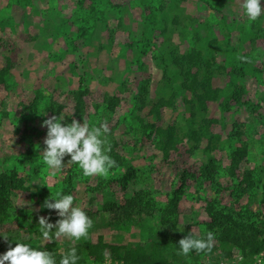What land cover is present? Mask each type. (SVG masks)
<instances>
[{
    "label": "rangeland",
    "instance_id": "374dc122",
    "mask_svg": "<svg viewBox=\"0 0 264 264\" xmlns=\"http://www.w3.org/2000/svg\"><path fill=\"white\" fill-rule=\"evenodd\" d=\"M240 2L0 0V172L17 171L29 187L12 197L9 218L0 223L11 246L48 243L37 218L58 217L41 208L39 195L46 189L72 194L74 206L91 214L93 226L79 241L102 237L110 245L157 239L175 249L186 235L202 236L208 205L234 215L264 212V12L249 22ZM193 76L216 92L205 108ZM238 87L247 105L226 109ZM52 115L64 116L63 123L107 124L108 155L116 162L108 176L84 177L72 163L50 175L41 151L42 123ZM201 126L216 137L211 150L204 138L189 137ZM155 127H172L178 136L167 153L158 146ZM244 145L246 155L233 169L231 156ZM248 172L252 185H242L249 192L240 195ZM174 191L180 199L172 229L160 219ZM139 192L154 200L148 213L125 219L101 210L108 199L120 205ZM57 240L61 248L72 242ZM213 244L212 255L199 264H242L238 251L224 257ZM8 247L0 240V253ZM257 254L245 264H256ZM108 260L109 251L97 264Z\"/></svg>",
    "mask_w": 264,
    "mask_h": 264
},
{
    "label": "trees",
    "instance_id": "16d2710c",
    "mask_svg": "<svg viewBox=\"0 0 264 264\" xmlns=\"http://www.w3.org/2000/svg\"><path fill=\"white\" fill-rule=\"evenodd\" d=\"M4 80V73L0 72V83ZM81 81V78H80ZM83 81V80H82ZM193 85L196 88H202L203 93L195 95L202 108H205V102L207 100H214L216 92L212 91L209 87H206V83L198 84L195 76L192 80ZM243 91L242 88H235L231 97V100L224 106L229 109L230 104L236 106H245L247 103L242 102ZM78 103V101H77ZM161 106H157L160 108ZM252 111L256 113L255 107H252ZM260 119V113H256ZM153 128V127H151ZM155 134L158 139V146L164 152H168L172 147L177 144L178 136L175 135L172 127L159 128L155 127ZM189 137L198 142L201 138L206 140L205 149L211 150L215 147V136L208 133L205 126L194 128ZM246 155V145L237 149L236 153L231 156L232 168H236L238 163ZM214 166L209 168L205 167L202 171L203 176H209L211 171L216 170ZM232 171L230 173L232 174ZM185 173L182 172L180 177L184 180ZM127 177L122 178V182L126 181ZM125 185V184H124ZM252 185L251 173L248 172L244 175L242 183L239 185L242 192H249L247 188ZM124 187V186H123ZM243 188V189H242ZM29 187L26 186V181L20 176L17 171L11 170L10 172H0V223L5 222L9 218L10 210L12 208V197L18 191H28ZM179 191H174L172 198L161 208V226L170 227L175 229L177 227V212L179 209ZM181 192V191H180ZM56 192L49 191V189L42 190L39 198L40 204L46 198H53ZM239 195V196H240ZM262 203L264 204V194ZM154 200L147 197V193L139 192L135 195L125 198L122 204H118L114 199H108L103 202L101 210L109 213L122 216L125 219L132 217V215H140L142 213H148V210L152 208ZM88 217L91 214L86 213ZM206 214L208 216V223L205 226V230L200 234L199 238H204L207 232L214 233V240L212 242V248L210 251H204L196 253L192 251L188 256L179 255V249L172 247L171 243L167 240H152L148 245H142L140 243H127L121 245H110L103 241L102 237H98L96 242H92L90 239L76 241L75 243H66L61 248V243L56 239L53 242H48L43 246V249H47L52 252L57 264H59L60 258L71 247L77 249V255L80 259L77 264H97L102 262L105 253L109 251L113 260H118L122 264H199L202 256H210L214 250V242L218 243L217 249L224 257L231 256L232 250L239 252L243 257L242 264L252 261L253 257L260 251L264 245V212L259 213L257 216L234 215L233 213L225 212L214 208L212 205L206 207ZM26 243V242H24ZM13 245L12 247H14ZM8 250V249H7Z\"/></svg>",
    "mask_w": 264,
    "mask_h": 264
},
{
    "label": "clouds",
    "instance_id": "9594fccd",
    "mask_svg": "<svg viewBox=\"0 0 264 264\" xmlns=\"http://www.w3.org/2000/svg\"><path fill=\"white\" fill-rule=\"evenodd\" d=\"M262 0H241L240 8L247 21H256L262 14ZM65 117L52 115L45 119L42 127H46V136L43 140L41 159L50 175L62 171L66 164H75L84 177H106L116 162L108 155L111 147L107 141L109 131L106 123L99 126H89L88 123L77 122L72 119L70 123H63ZM69 157L67 162L65 157ZM72 194H62L57 191L51 199L46 198L41 205L42 209L54 212L58 219L51 221L50 216L37 218L41 237L46 242L56 239H68L75 243L86 238L93 226V221L78 206L73 204ZM180 231H183L180 230ZM190 233V232H189ZM0 240L9 241L8 250L0 253V264H57L55 255L40 247L28 243L16 242L11 246L12 239L0 234ZM214 233L207 232L204 238H194L186 235L178 242L179 255L188 256L190 252L196 253L210 251ZM264 253L257 254L256 264H264ZM80 257L77 249L71 247L60 258L59 264H77ZM243 259V257H241Z\"/></svg>",
    "mask_w": 264,
    "mask_h": 264
},
{
    "label": "built area",
    "instance_id": "2783aa9c",
    "mask_svg": "<svg viewBox=\"0 0 264 264\" xmlns=\"http://www.w3.org/2000/svg\"><path fill=\"white\" fill-rule=\"evenodd\" d=\"M107 256V255H106ZM239 260H241V257H239ZM105 264H122L120 261L118 260H113L110 256V260L106 261Z\"/></svg>",
    "mask_w": 264,
    "mask_h": 264
}]
</instances>
